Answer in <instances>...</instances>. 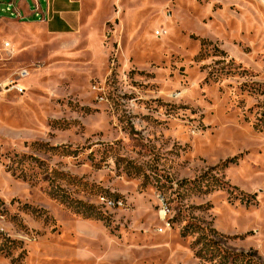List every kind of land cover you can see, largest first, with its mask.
<instances>
[{
    "label": "rangeland",
    "instance_id": "rangeland-1",
    "mask_svg": "<svg viewBox=\"0 0 264 264\" xmlns=\"http://www.w3.org/2000/svg\"><path fill=\"white\" fill-rule=\"evenodd\" d=\"M7 1L0 264H264L261 1Z\"/></svg>",
    "mask_w": 264,
    "mask_h": 264
},
{
    "label": "crops",
    "instance_id": "crops-1",
    "mask_svg": "<svg viewBox=\"0 0 264 264\" xmlns=\"http://www.w3.org/2000/svg\"><path fill=\"white\" fill-rule=\"evenodd\" d=\"M72 3V0H8L3 3L2 11L8 4H12L14 14L8 12L11 16L29 24L45 23L57 33L68 28L65 15L68 11L65 8L72 7Z\"/></svg>",
    "mask_w": 264,
    "mask_h": 264
},
{
    "label": "built area",
    "instance_id": "built-area-1",
    "mask_svg": "<svg viewBox=\"0 0 264 264\" xmlns=\"http://www.w3.org/2000/svg\"><path fill=\"white\" fill-rule=\"evenodd\" d=\"M261 3L263 4L264 6V0H260ZM5 12H11L12 14H14V8H13V5L12 4H8L4 9H3ZM5 47L7 49H10L12 47L11 45V42L10 41H6L5 42ZM28 76V70L25 69V68H22L19 70L18 72V78L19 80H22V79H25L26 77ZM7 86L11 89H15L19 94H22L24 93V89L25 87L21 85V83H18L16 81H12L10 83L7 84Z\"/></svg>",
    "mask_w": 264,
    "mask_h": 264
}]
</instances>
